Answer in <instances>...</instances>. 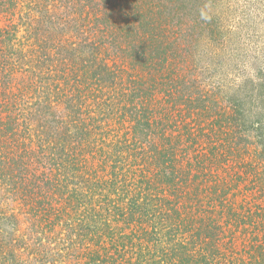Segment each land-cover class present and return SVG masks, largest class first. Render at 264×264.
I'll use <instances>...</instances> for the list:
<instances>
[{
	"label": "trees",
	"instance_id": "1",
	"mask_svg": "<svg viewBox=\"0 0 264 264\" xmlns=\"http://www.w3.org/2000/svg\"><path fill=\"white\" fill-rule=\"evenodd\" d=\"M131 3L0 0V264H264L242 103Z\"/></svg>",
	"mask_w": 264,
	"mask_h": 264
},
{
	"label": "rangeland",
	"instance_id": "2",
	"mask_svg": "<svg viewBox=\"0 0 264 264\" xmlns=\"http://www.w3.org/2000/svg\"><path fill=\"white\" fill-rule=\"evenodd\" d=\"M131 5L162 6L166 27L172 32L166 35L182 44L181 54L194 58L201 87L213 91V98L225 105L242 103L243 128L228 137L239 148L262 152L264 123L256 120V111L264 92V0H132ZM200 24L212 28L202 32ZM157 100L153 105L156 115L170 122V111L166 106L160 108L165 101ZM9 206L14 208L12 201Z\"/></svg>",
	"mask_w": 264,
	"mask_h": 264
}]
</instances>
